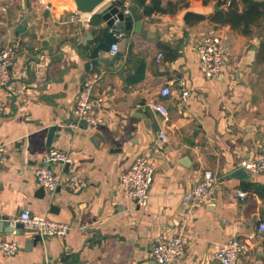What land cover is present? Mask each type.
<instances>
[{
	"label": "crops",
	"instance_id": "obj_1",
	"mask_svg": "<svg viewBox=\"0 0 264 264\" xmlns=\"http://www.w3.org/2000/svg\"><path fill=\"white\" fill-rule=\"evenodd\" d=\"M113 1L82 25L67 19L73 0H0V48L16 45L10 81L0 90V215L7 226L26 210L71 227L65 236L34 245L26 240L37 234L0 233V241L19 247L12 256L0 250V264H156L152 245L176 235L185 246L175 264H216L215 245L234 238L249 246L240 264H264V231L258 230L264 224V173L231 176L241 161L264 150V23L245 36L213 20L216 1L158 0L159 11L148 15L136 0H118L122 9L127 3L142 15L140 31L134 32L135 21L130 31H113L117 53H99L98 66H91L87 51ZM218 7L226 11L225 4ZM215 34L226 53L221 75L209 81L195 49ZM94 77L100 123L86 128L72 109ZM180 78L190 93L185 103L177 90ZM164 87L170 92L162 97ZM52 148L71 165L51 169L62 178H81L83 190L48 193L37 184L34 171ZM142 154L154 175L148 203L139 208L120 175ZM205 170L218 179L212 202L186 213L181 196Z\"/></svg>",
	"mask_w": 264,
	"mask_h": 264
},
{
	"label": "built area",
	"instance_id": "obj_2",
	"mask_svg": "<svg viewBox=\"0 0 264 264\" xmlns=\"http://www.w3.org/2000/svg\"><path fill=\"white\" fill-rule=\"evenodd\" d=\"M228 6L229 2L225 4V7ZM123 14H129L127 3L123 9ZM67 19L70 22H77L82 25L89 21L87 14L82 15L75 11L70 13ZM117 51V45L113 44L110 48V55L114 56ZM195 52L205 79L209 81L216 80L222 73L221 69L226 53L222 37L217 34L206 36L197 44ZM15 53V44L0 48V90L6 89L10 81L9 71L15 58ZM97 79V77H94L83 84L72 109L76 121L82 123L86 128L97 126L100 123L97 110L101 105V98H92V86ZM176 85L177 90H179L180 100L185 103L190 93L184 79L180 78ZM169 92L168 87H164L161 89L160 94L165 97L169 95ZM154 108L164 116L167 114L166 110L159 106H154ZM159 139L161 141L165 139L163 133L159 134ZM4 159L3 146L0 144V164L3 163ZM52 165L69 166L71 165V160L65 153L55 148L49 149L45 153L41 164L34 171V177L37 184L48 193H53L57 189L77 193L86 187L85 182L75 175L62 178L60 174H56L51 169ZM240 168L246 174L252 176L263 174L264 150L256 153L248 160L241 161ZM153 175L154 167L151 165L147 154L137 155L132 160L129 168L120 175V184H122L126 196L139 208L146 207L148 203ZM198 182L181 196V206L186 213H190L211 201L210 198L218 184V179L211 171L205 170ZM237 196L243 198L245 193L238 190ZM15 223L22 224L23 230L37 234L42 239L62 237L71 230L70 225L67 223L51 221L42 216H31L26 210L17 216ZM258 230L263 232L264 224H260ZM184 246L185 238L182 235L160 238L151 247V257L156 264H175L183 257ZM18 249L19 247L16 243L0 241V250L7 256L14 255ZM248 249L249 246L246 241L235 238L217 244L213 254L215 263L240 264L239 258L241 254L246 253Z\"/></svg>",
	"mask_w": 264,
	"mask_h": 264
},
{
	"label": "water",
	"instance_id": "obj_3",
	"mask_svg": "<svg viewBox=\"0 0 264 264\" xmlns=\"http://www.w3.org/2000/svg\"><path fill=\"white\" fill-rule=\"evenodd\" d=\"M107 1L109 0H73V3L76 13L82 15H92ZM122 5V2L115 0L109 7H107V9H105L104 13L100 16L101 20L104 23V27L102 29H100V27L98 28L99 30H101L99 38L95 40L94 45L87 51L90 59L88 63L91 64V66H98V54L107 52L110 49L111 45L116 43L117 39L116 36H114L113 31H130L132 21H135L136 25L134 32L139 33L141 28V21L143 19L142 15L137 14L136 7H133L129 11L128 15H124ZM213 10L214 12L224 11V9L218 7L217 4L214 5ZM54 129V127H51L49 129V136L54 133ZM231 176L235 179H248L249 177L241 168L237 169V171L232 173ZM5 220V217L0 215V233H12L15 230H19V233L21 235L24 234L22 224L17 223L14 226H7L4 224ZM39 241H41V238L39 236L26 240L27 244L29 245H34Z\"/></svg>",
	"mask_w": 264,
	"mask_h": 264
},
{
	"label": "trees",
	"instance_id": "obj_4",
	"mask_svg": "<svg viewBox=\"0 0 264 264\" xmlns=\"http://www.w3.org/2000/svg\"><path fill=\"white\" fill-rule=\"evenodd\" d=\"M204 4L216 1L218 5L229 2L226 11L214 14L213 20L228 25L233 31L242 33L245 36L252 34V28L260 27L264 23V0H202ZM138 6L144 8L146 14L159 11L158 0H152L151 5L146 4V0H136ZM197 19L202 18L196 16ZM188 21V17H186Z\"/></svg>",
	"mask_w": 264,
	"mask_h": 264
}]
</instances>
